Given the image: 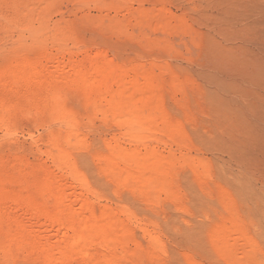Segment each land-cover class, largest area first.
Masks as SVG:
<instances>
[{
	"label": "rangeland",
	"instance_id": "1",
	"mask_svg": "<svg viewBox=\"0 0 264 264\" xmlns=\"http://www.w3.org/2000/svg\"><path fill=\"white\" fill-rule=\"evenodd\" d=\"M31 3L0 0V264H42L37 234L41 246L74 245L85 223L53 222L54 193L114 226L111 246L88 242L67 264H264V0H55L45 13ZM24 10L39 14L32 28ZM90 62L151 82L134 106L152 124L136 132L109 113L92 67L95 97L76 87ZM133 152L162 161L161 176Z\"/></svg>",
	"mask_w": 264,
	"mask_h": 264
},
{
	"label": "bare ground",
	"instance_id": "2",
	"mask_svg": "<svg viewBox=\"0 0 264 264\" xmlns=\"http://www.w3.org/2000/svg\"><path fill=\"white\" fill-rule=\"evenodd\" d=\"M19 1V0H18ZM54 1L55 0H32V3H36V5H37V7L39 6V8L42 10V13H45L52 5H53V3H54ZM18 3L19 2H17V5H18ZM24 3V2H23ZM31 3V4H32ZM25 4V3H24ZM26 5V4H25ZM35 5V4H34ZM22 6V5H21ZM27 6V5H26ZM31 6H33V4L31 5ZM23 7V6H22ZM21 7V8H22ZM36 7V8H37ZM18 8V7H17ZM25 8V7H24ZM27 8H28V6H27ZM31 8H34V7H31ZM39 8L37 9V11H40L39 10ZM19 9H20V7H19ZM23 9V8H22ZM30 9V8H29ZM29 9H28V11H29ZM35 9V8H34ZM26 10V9H25ZM25 10H24V12H25ZM14 11V10H13ZM27 11V12H28ZM35 11H36V9H35ZM24 12H23V14H24ZM27 12H25V14L27 13ZM32 12V13H31ZM34 12V10H31L30 12H28L27 14H26V16L24 15L23 17H26L28 20V22H26V23H28L27 25L29 26L30 25V27H31V21L33 20V18H35V16L37 15V12H34V13H36V14H34L33 13ZM17 13V12H16ZM41 13V12H40ZM14 14H15V12H14ZM22 14V13H21ZM16 15H18V13L16 14ZM39 15V14H38ZM38 15H37V18H38ZM19 16V15H18ZM17 16V17H18ZM41 17V16H40ZM14 17H12V19H13ZM24 19V18H23ZM41 19V18H40ZM7 21V20H6ZM43 21V20H42ZM19 22V21H18ZM29 22H30V24H29ZM34 22V21H33ZM8 23V22H7ZM7 23H5V25L7 24ZM14 23V22H13ZM21 23V22H20ZM26 23H25V25H26ZM35 23V22H34ZM43 23H45L44 21H43ZM42 23V28H44V31H45V28H46V26L48 25L47 23H46V25L44 26V24ZM15 24H17V22H15ZM15 24H11V27H12V25L14 26ZM40 24V23H39ZM17 25H19V24H17ZM21 25V24H20ZM24 25V24H23ZM26 25V26H27ZM35 25V24H34ZM8 26V25H7ZM49 26V25H48ZM9 27V26H8ZM15 27V26H14ZM24 27V26H23ZM23 27H20L19 28V26H18V28L19 29H22ZM30 27H29V29H30ZM165 27V26H164ZM16 28V27H15ZM17 28V29H18ZM32 28V27H31ZM4 29H7L6 28V26H5V28ZM60 29V28H59ZM164 29V28H163ZM35 30V29H34ZM34 30H32V31H34ZM5 31V30H4ZM23 32H24V30H22ZM31 31V30H30ZM29 31V32H30ZM31 31V32H32ZM40 31V30H39ZM53 31V32H52ZM6 32H7V30H6ZM12 32H16V30L14 31V29H13V31ZM30 32V33H31ZM35 32V31H34ZM41 33H42V30L40 31ZM50 32V31H49ZM59 32V31H58ZM57 31H56V33H58ZM18 33V32H17ZM46 33V32H45ZM51 34H52V36H54L55 38L57 37V39H59L61 36H63L62 34H63V31H62V33H61V31H60V35H58V34H56L55 33V31H54V29H52L51 30V32H50ZM54 33L56 34V35H54ZM21 34V33H20ZM43 34V33H42ZM51 34H49L50 36L49 37H51L52 38V36H51ZM35 35V37L36 38H38V35H39V33H35L34 34ZM18 36V35H17ZM33 36V35H32ZM60 36V37H59ZM41 38H42V35H41ZM53 39V38H52ZM38 40V39H37ZM16 41V40H15ZM54 41H56L55 39H53V42ZM39 43H40V41H39ZM17 44V43H16ZM35 44V43H34ZM58 45V44H57ZM19 46V45H18ZM22 46V45H21ZM21 46H19V47H21ZM24 47V46H23ZM19 49V48H18ZM17 49V50H18ZM21 50V49H20ZM21 57H23V56H20L19 58H21ZM18 58V59H19ZM24 58V57H23ZM22 58V59H23ZM19 60H21V59H19ZM26 61H27V59H25ZM24 61V60H23ZM23 61H21V62H23ZM19 62V61H18ZM35 62V61H34ZM14 63V62H13ZM32 63V62H31ZM37 63V62H36ZM40 63V62H39ZM63 63V62H62ZM67 63H68V61H67ZM66 63V65H68ZM11 64V63H10ZM27 64V63H26ZM30 64V63H29ZM72 64V63H71ZM74 65H75V63H73ZM11 65H13V64H11ZM64 65V64H63ZM98 65H99V63H98ZM98 65L96 64V63H94L93 64V62L91 63H89V64H86V65H81L80 67H78V69H76V68H74V69H76V70H78V71H76L75 70V72H77V75H79V82L78 83H76V87H79V88H81L83 91H84V93H85V95L89 98V97H91V98H89L90 100L93 98L91 95H93L94 96V94L92 93V90H91V87H93L92 85H91V87H89L90 85V83H91V80H86V78L83 76V73H84V70L86 69V68H91L92 67V72H94V73H96V75H94V73L92 74V75H94V78L95 77H97L96 79H94L93 81H95V80H97L98 79V81L97 82H99V83H102L103 85H105V90H104V92L102 91V89H101V91L103 92L102 94L101 93H99L100 92V90H98V87H96L95 88V85H94V88L96 89V90H98V91H96L97 93H99V95H100V97H101V99H102V101H106L107 103H110L109 104V113H115V115H118V116H116V118L117 117H119V119H121V121L123 122V123H125V125H127L128 127H130V129L131 130H136V129H138L139 131H142V130H144L145 128H146V126H148V124H152V120L150 119V116H144V114L142 113V112H140V110L138 111L137 109H138V106H134V105H136V104H134V101H135V103L137 102L136 101V99H142L144 96H145V98L148 96L147 94H146V92L148 91V89H150V85H152L151 84V82H149L150 83V85L149 84H144V85H142V84H139V82L138 81H136V79H135V81H127V77L125 78V74H126V70H124V72L122 71L123 69L122 68H116L115 69V67L113 68V67H111L109 64H108V62H106L105 63V65L103 66V64H102V66H100L99 65V67H98ZM54 66V65H53ZM52 66V67H53ZM69 66V65H68ZM76 66V65H75ZM8 68H9V66H7ZM55 67V66H54ZM53 67V68H54ZM62 67V66H61ZM66 67V66H65ZM74 67V66H73ZM28 68V67H27ZM30 68V67H29ZM32 68V67H31ZM30 68V69H31ZM56 68V67H55ZM60 68V67H59ZM33 69H34V67H33ZM39 69V68H38ZM38 69H36V70H38ZM50 69V68H49ZM58 69V68H57ZM14 70H16L15 68H14ZM35 70V69H34ZM36 70H35V72H34V74H36L37 75V73H36ZM40 70V69H39ZM38 70V72H41V70L39 71ZM63 70V69H62ZM71 70V69H70ZM20 71V69L18 70V72ZM48 71V70H47ZM57 71V70H56ZM59 71V70H58ZM10 71H8L7 73H9ZM49 72V71H48ZM64 72H66V71H64ZM91 72V71H90ZM6 73V74H7ZM20 73V72H19ZM18 73V74H19ZM22 73V72H21ZM53 73H55L54 75H56L57 73L56 72H53ZM60 73H61V70H60ZM67 73V72H66ZM123 73H125V74H123ZM17 74V75H18ZM23 74V73H22ZM22 74H20V76L22 75ZM32 74V73H31ZM48 74V73H47ZM73 74H76V73H73ZM0 75H2V74H0ZM27 75H28V73H27ZM38 75H41V74H38ZM37 75V76H38ZM7 76V75H6ZM19 76V75H18ZM43 76V75H42ZM41 76V77H42ZM49 76H52V72H51V75L49 74ZM57 76V75H56ZM68 76H70L69 74H68ZM91 76V75H90ZM89 76V77H90ZM0 77H2V76H0ZM23 77V76H22ZM24 77H26V76H24ZM40 77V76H39ZM40 77V79H42ZM65 77V76H64ZM93 77V76H92ZM146 77V76H145ZM55 78V77H54ZM62 78V77H61ZM74 78V77H73ZM85 78V79H84ZM91 78V77H90ZM147 78H148V76H147ZM18 79V78H17ZM24 79H26V78H24ZM32 79V78H31ZM36 79H38V77L36 78ZM58 79V78H57ZM65 79V78H64ZM76 79V78H75ZM3 80V79H2ZM8 80V79H7ZM33 80H34V78H33ZM58 80H60V82L62 81L61 79H58ZM58 80H57V82H58ZM68 80H69V78H68ZM86 80V81H85ZM147 80V79H146ZM21 81H23V80H21ZM26 81H28V80H26ZM25 81V82H26ZM55 81V80H54ZM65 81V80H64ZM76 80H74V82H75ZM89 82V84H88V82ZM148 81H150V80H148ZM147 81V82H148ZM3 82V81H2ZM9 83L10 81H5V85H7L6 83ZM18 82H19V80H18ZM35 82H36V80H35ZM40 82V81H39ZM96 82V83H97ZM143 82H145V81H143ZM11 83V82H10ZM22 83V82H21ZM24 83V82H23ZM70 83H72V82H70ZM13 85H18V83H12ZM11 84V85H12ZM3 85V84H2ZM5 85H4V87H5ZM72 85V84H71ZM1 86V85H0ZM29 86V85H28ZM97 86V85H96ZM112 86H116V88H117V90H118V94H120L119 95V97L118 96H115V94H117V93H115L114 91H112V89H111V87ZM9 87V85L7 86V88ZM11 87V86H10ZM9 87V88H10ZM14 87H16V86H14ZM18 87V86H17ZM6 88V89H7ZM8 88V89H9ZM2 89H4V88H2ZM11 89V88H10ZM9 89V90H10ZM13 89V88H12ZM15 89V88H14ZM5 90V89H4ZM3 90V91H4ZM152 90V89H151ZM5 91H7V90H5ZM4 91V93H7V92H5ZM150 91V90H149ZM0 92H1V89H0ZM93 92H94V90H93ZM95 93V92H94ZM96 93V94H97ZM126 93H129V95L127 96L126 95ZM98 95V96H99ZM123 95H126V97L125 96H123ZM147 95V96H146ZM95 97V96H94ZM115 97H118L119 99H117V98H115ZM137 97V98H136ZM100 99V98H99ZM117 99V100H116ZM53 100V99H52ZM96 100V99H95ZM138 100V101H139ZM100 101V100H99ZM98 101V102H99ZM97 102V103H98ZM96 103V102H95ZM112 103V104H111ZM4 104V103H3ZM48 105V104H47ZM53 105V104H52ZM54 107H53V109H55V108H58L59 107V102L58 101H54ZM1 106H3L2 104L0 105V113H1V111L3 112L4 110L3 109H6V108H1ZM48 107V106H47ZM59 108H61V107H59ZM58 108V109H59ZM108 108V107H107ZM118 108H120V109H118ZM63 109V108H62ZM140 109V108H139ZM116 110H118V111H116ZM57 112V111H56ZM55 112V113H56ZM106 113H107V111H105ZM146 112V111H145ZM61 113H63V112H61ZM149 114V113H148ZM146 115V114H145ZM69 118H71V117H69ZM62 119H63V117H62ZM68 123V122H67ZM69 124V123H68ZM71 125V124H70ZM70 125H69V127H70ZM72 130V128L70 129V128H67L66 129V131L65 132H67V133H69L70 134V131ZM138 130H136V132L138 131ZM138 131V132H139ZM69 134H67V135H69ZM66 138H68V137H66ZM56 139V138H55ZM68 141V140H67ZM115 150L116 149H113V150H111L112 152V154L116 157H114V159H110V163H109V165H110V169L111 170H113V172H114V174H116L115 176L116 177H120V176H118V175H120L119 174V172H117V169H119V167L117 168L116 167V165H117V159L119 158L118 156H116L117 155V151H116V153H115ZM114 152V153H113ZM135 153L133 152V153H129V160H133L132 162H134L136 159H137V161L139 160V165H141L142 167H143V169L144 170H148V172H153L154 174H155V176H157V178H159L161 175H159L161 172H162V169H163V164H162V161H160L159 159H157V158H155L154 160H151V158L153 159V157H151L150 159H148L147 157H138V155H134ZM147 155V154H146ZM59 158L61 159L62 157L61 156H59ZM136 162V161H135ZM138 165V164H137ZM140 166V167H141ZM116 167V168H115ZM120 170V169H119ZM118 170V171H119ZM144 170H142V173L140 172V174H139V177H140V179H142L143 180V182H142V184L144 185L143 186V188H147V187H150L149 185L150 184H153L152 183V181L149 179V177H148V174L149 173H145V171ZM120 172H122L121 170H120ZM139 173V172H138ZM122 175H123V173H121ZM151 175V174H150ZM159 176V177H158ZM127 177V176H126ZM129 177V176H128ZM119 179V178H118ZM150 180V181H149ZM157 180V179H156ZM156 180H154V182L156 181ZM157 184V183H156ZM145 186H147V187H145ZM156 185H154V187H155ZM55 190V189H54ZM22 194V193H21ZM61 194V193H60ZM20 195V194H19ZM2 195L0 194V197H1ZM6 196H8V195H6ZM11 196V195H10ZM10 196H8V197H10ZM15 196V195H14ZM48 196V195H47ZM61 197H62V195H60ZM58 194H56V193H54V194H52V195H50V201L52 202H55V207H56V213L55 212H51L53 215H50V218H51V220L53 221V222H56V224H60V223H63V227L65 228V229H69V228H71V227H73V225H75V224H80L81 225V222H84L85 223V226L83 227V229H82V231H81V233L80 234H78V236H76V237H74L75 239H73L72 237H70L71 239H73L72 241H74V245H70V243L72 242L71 241V239H70V243H69V245L70 246H68V245H66L65 247L66 248H63L60 244H62L63 242H61L59 245L60 246H57L58 244H55L56 245V247L53 245H51V244H48V245H42L41 246V244H40V242H41V240H42V238H43V236H41V235H39V234H37L38 235V237H37V235H35V237H37V238H35L34 236V238L36 239H33V244H28L27 243V245H29L30 246V248H31V251H32V249L33 250H38L39 251V257H41L42 258V260H43V263L42 264H67V261L69 260V259H73V258H75L76 256H78V255H83L82 254V247H84L86 244H90V243H88V242H91V241H97V243H103L104 244V241L106 242V240H108V242H106L107 244H109V239L110 238H108L109 237V234H108V231H110L109 233L111 234V233H113V232H111V231H113V227L111 228V230H109L108 228H107V225L105 224H101V222L102 221H99L97 218V220H95V219H92V217L91 218H89V219H84V218H82L81 216L82 215H80L78 212L79 211H77V209H73L74 208V206L72 207V205L71 206H69L67 203V205L66 204H64L63 202L61 203L60 201H62V199L61 198H59L60 197ZM7 197V198H8ZM17 197L19 198V196L17 195ZM21 197H22V195H21ZM64 197V196H63ZM15 198V197H14ZM72 198V197H71ZM27 199V198H26ZM0 200H1V198H0ZM4 200H6V199H4ZM81 200V199H80ZM8 201V200H7ZM11 201V200H10ZM82 201V200H81ZM4 202V201H3ZM65 202V201H64ZM0 204H2L1 203V201H0ZM4 204V203H3ZM8 204V203H7ZM36 205V204H35ZM4 206H6V205H4ZM38 206V205H37ZM0 207H3V205L1 206L0 205ZM31 207V206H30ZM27 208H29L28 206H27ZM37 208V207H36ZM2 209V208H1ZM39 209V208H38ZM85 209V208H84ZM7 210V209H6ZM32 210H34V209H32ZM36 210V209H35ZM79 210V209H78ZM38 211H42V208H41V210H38ZM44 211V210H43ZM41 213V212H40ZM54 213H55V215H54ZM87 213V212H86ZM89 213V212H88ZM45 214H47V212H45L44 213V215ZM48 215V214H47ZM84 216V215H83ZM86 217L87 216H89V215H85ZM109 217V216H108ZM1 218H2V216H1ZM0 218V223L3 221L2 219ZM5 218V217H4ZM8 218V217H7ZM12 218V217H11ZM107 218V214H106V216H105V218L104 219H106ZM14 219V218H13ZM103 218H102V220H104ZM2 220V221H1ZM9 220V219H8ZM108 220V219H107ZM110 220V219H109ZM9 221H11V219L9 220ZM15 220H13L12 222H14ZM12 222H10V224L12 223ZM53 222H51V223H53ZM104 223H105V221H103ZM7 223H9V222H7ZM9 224V225H10ZM4 225V224H3ZM114 225V224H113ZM6 226V225H5ZM5 226H2V228H1V225H0V230H2V229H4V227ZM62 226V225H61ZM78 226V225H77ZM109 227H110V223H109V225H108ZM112 226V225H111ZM120 226H122V225H120ZM10 227V226H9ZM58 227V226H57ZM117 230V229H116ZM3 231V230H2ZM9 231V230H8ZM115 231V230H114ZM11 232V231H10ZM29 232H31V231H29ZM33 232V231H32ZM65 232V231H64ZM77 232H79V231H77ZM116 232V231H115ZM121 232H122V230H121ZM39 233H40V231H39ZM5 234H6V232H5ZM4 234V235H5ZM35 234V233H34ZM64 234V233H63ZM114 234V233H113ZM3 236V235H2ZM7 236V235H6ZM40 236V237H39ZM114 236V235H113ZM10 237V236H9ZM15 238V237H14ZM111 238H113V237H111ZM118 239H119V237H117ZM11 239V238H10ZM18 239H20V238H17V240ZM21 239H23V238H21ZM69 239V238H68ZM24 240V239H23ZM22 240V241H23ZM120 240V239H119ZM119 240H116L117 242H119ZM43 241V240H42ZM20 242V241H19ZM27 242H28V240H27ZM32 242V241H31ZM45 242V241H44ZM60 242V241H59ZM92 242V243H93ZM112 242H114L113 240H112ZM23 243V242H22ZM26 243V242H25ZM25 243H24V246L26 247V245H25ZM30 243V242H29ZM41 243H43V242H41ZM57 243V242H56ZM73 243V242H72ZM71 243V244H72ZM17 244V243H16ZM111 244V243H110ZM108 245V246H111V245ZM105 245V244H104ZM44 246V247H43ZM64 246V245H63ZM68 246V247H67ZM107 246V245H106ZM116 246V245H115ZM86 247V246H85ZM30 248H29V251H30ZM11 249V248H10ZM10 249H8L9 250V252H10ZM25 249V248H24ZM23 249V250H24ZM26 249H27V247H26ZM84 249L85 248H83V253L84 252H86V251H84ZM22 250V251H23ZM27 251V250H26ZM54 252L56 253V254H58L59 253V255L58 256H60V253L63 255V257H58V258H55L54 257V255L56 256V254H54ZM33 253V252H32ZM10 254V253H9ZM31 254V253H30ZM5 255V254H4ZM32 256H34V254H32ZM67 256V257H66ZM66 257V258H65ZM3 258H5V257H3ZM68 258V259H67ZM111 258V257H110ZM104 260L103 261H106L105 260V258H103ZM39 260H40V258H39ZM93 260V259H92ZM109 260V259H108ZM103 261L102 260H97L94 264H104L103 263ZM91 264H93V262L91 261L90 262ZM108 264V263H107Z\"/></svg>",
	"mask_w": 264,
	"mask_h": 264
}]
</instances>
